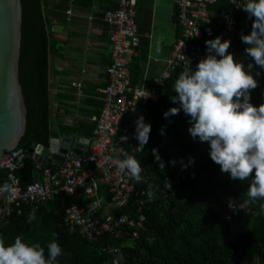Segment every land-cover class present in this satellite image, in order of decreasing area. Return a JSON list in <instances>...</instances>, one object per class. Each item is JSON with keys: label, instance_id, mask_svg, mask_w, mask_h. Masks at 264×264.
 Wrapping results in <instances>:
<instances>
[{"label": "trees", "instance_id": "obj_1", "mask_svg": "<svg viewBox=\"0 0 264 264\" xmlns=\"http://www.w3.org/2000/svg\"><path fill=\"white\" fill-rule=\"evenodd\" d=\"M47 1L20 0L18 80L28 117V131L17 148L24 150L37 145L48 147L52 137L76 134L90 138L94 125L93 122H82L76 127H56L52 123L49 61L57 52V42L48 29L47 23L54 14L45 13ZM213 9L225 12L228 9L226 0H217ZM238 19L232 44L239 56L251 60L244 52L247 45L242 43L240 36L250 33L252 20L243 9ZM176 22L178 25L177 17ZM217 36L215 34L212 39ZM210 39L203 37L199 43L205 45ZM180 73L175 72L159 89L157 101L148 105L145 122L150 123L151 132L143 151H136L138 141L123 149L143 168V182L130 179L138 192L147 191L149 184L163 186L165 180L174 184L165 197L155 192L156 198L149 202L146 195L145 228L139 230L138 238L132 239L134 229H126L119 240L105 236L97 244H91L81 239L65 224L72 201L67 195L60 194L45 205L22 207L0 222V237L5 245L12 244L19 235L29 244L40 243L46 250L47 243L54 239L52 234L56 233V241L63 250L58 264H109L110 256L97 254V249L111 245L120 249L123 264H264V211L260 208L264 201L250 203L244 209H230L229 202L239 206L247 199L250 181L233 180L228 174L221 173L219 166L210 159L209 145L191 138L187 131L189 117L183 111L167 119L163 117L170 108L179 107L170 97L175 95L173 85ZM257 82L258 87L250 91L253 106L264 103V92H260L264 88V73ZM130 83L134 86L131 80ZM101 105L98 106L101 108ZM153 149L164 161V169L159 167ZM189 158L194 159V163L189 164ZM170 161H176L175 166ZM57 165L48 161L45 166L55 170ZM34 171V160L23 157L21 170L16 174L22 188L33 182ZM36 172L39 176L40 172ZM6 182L9 183L7 175L0 171V185ZM97 195L107 202L108 194L103 188L98 189ZM84 199L83 205L87 204ZM32 209L37 210V218L28 223ZM134 212L135 202L131 199L125 210L117 214ZM228 214H235L236 218Z\"/></svg>", "mask_w": 264, "mask_h": 264}, {"label": "built area", "instance_id": "obj_2", "mask_svg": "<svg viewBox=\"0 0 264 264\" xmlns=\"http://www.w3.org/2000/svg\"><path fill=\"white\" fill-rule=\"evenodd\" d=\"M243 3L245 0H226L228 9L221 13L213 9L217 0H174L179 34L163 71L153 80V86L146 89L131 86L130 83L129 70L135 56L138 34L136 0H118L117 8L103 15V21L109 26L107 41L110 64L104 70V87L100 98L102 105L93 120L85 150L76 157L68 151L61 163L51 161L58 164L55 170L46 164L35 163V171L41 173V179L25 188L20 186L16 176L21 170L25 150L15 147L5 152L3 160H0V171L18 190L12 197L0 195V222L22 207L36 208L65 194L72 201L65 218L71 233L91 244H97L105 236L119 240L126 229H134L132 239L138 238L139 230L145 228L143 209L146 191L138 192L126 175L118 174L113 161L121 148L137 142L135 121L141 115L146 117L148 105L157 101L159 89L164 83L175 72L186 70L188 63L194 70L199 60L206 56V46L199 43L203 37L212 39L217 34L222 41L230 40L228 52L237 62L245 65V71H248V64H252L250 74L260 80L264 70L252 60L239 56L232 44V33L238 27L239 7ZM76 87L80 89L79 84ZM260 92L263 93L264 88ZM122 137L126 139L122 140ZM108 156L113 159H106ZM99 188H104L108 194L106 203L97 195ZM161 188L163 190V186ZM162 190L156 192L165 197L169 191ZM83 196L90 198L86 206L81 204ZM131 199L135 202V212L117 214L125 210ZM101 253L110 256L109 264H123V255L118 247L101 246L97 254Z\"/></svg>", "mask_w": 264, "mask_h": 264}, {"label": "clouds", "instance_id": "obj_3", "mask_svg": "<svg viewBox=\"0 0 264 264\" xmlns=\"http://www.w3.org/2000/svg\"><path fill=\"white\" fill-rule=\"evenodd\" d=\"M239 8L252 20L250 33L240 36L242 43L247 45L244 52L264 70V0H246ZM230 45V40L222 41L220 36L205 41L206 56L199 60L195 70L188 63L187 69L174 81L175 95L170 99L179 107L170 108L163 113V117L167 119L183 111L189 117L187 131L191 138L209 145L210 159L219 166L221 173L228 174L233 180L250 181L244 203L236 206L229 202V208L235 211L244 209L250 203L264 201V103L259 106L250 103V91L258 87L257 80L250 74L253 65L248 64V71H245V65L237 62L228 52ZM150 132V123H146L142 115L139 116L135 121L137 152L143 151ZM160 134H164L163 129ZM152 152L159 167L164 169L165 163L157 150ZM106 159L112 160L113 157ZM113 163L118 174L126 175L137 183L143 182L140 162L122 148ZM169 163L175 166L176 161ZM191 163L194 159L189 158ZM171 189L169 180L163 182V190L161 186L149 185L146 191L148 201L156 198L157 190L166 192ZM17 190L15 184L6 182L0 185V195L12 197ZM260 208L264 211V203L260 204ZM36 211H30L28 223L36 220ZM52 235L54 239L47 243L46 250L40 243L25 242L19 235L8 246L0 237V264H58L63 250L56 241L57 234Z\"/></svg>", "mask_w": 264, "mask_h": 264}, {"label": "crops", "instance_id": "obj_4", "mask_svg": "<svg viewBox=\"0 0 264 264\" xmlns=\"http://www.w3.org/2000/svg\"><path fill=\"white\" fill-rule=\"evenodd\" d=\"M117 5L118 0L46 2L45 13L54 14L47 23L48 29L57 42V52L49 61L52 123L56 127H76L97 117L104 70L110 64L109 26L103 15ZM174 7V0H136L137 45L129 70L134 86L151 88L163 71L179 33ZM40 179L41 173L37 174V181ZM82 198L85 203L90 202V198ZM83 203L82 200V206L87 205Z\"/></svg>", "mask_w": 264, "mask_h": 264}, {"label": "water", "instance_id": "obj_5", "mask_svg": "<svg viewBox=\"0 0 264 264\" xmlns=\"http://www.w3.org/2000/svg\"><path fill=\"white\" fill-rule=\"evenodd\" d=\"M20 0H0V160L5 152L17 147L28 131V117L18 80L20 51ZM87 139L76 136L52 137L48 147L37 145L28 148L24 157L36 164L45 165L48 160L56 163L70 151L73 157L86 148ZM33 182L37 173H32Z\"/></svg>", "mask_w": 264, "mask_h": 264}, {"label": "rangeland", "instance_id": "obj_6", "mask_svg": "<svg viewBox=\"0 0 264 264\" xmlns=\"http://www.w3.org/2000/svg\"><path fill=\"white\" fill-rule=\"evenodd\" d=\"M228 215H231L233 219L236 218L235 214H228Z\"/></svg>", "mask_w": 264, "mask_h": 264}]
</instances>
